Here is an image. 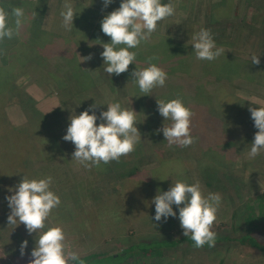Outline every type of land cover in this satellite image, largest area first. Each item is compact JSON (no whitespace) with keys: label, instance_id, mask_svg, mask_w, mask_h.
<instances>
[{"label":"rangeland","instance_id":"obj_1","mask_svg":"<svg viewBox=\"0 0 264 264\" xmlns=\"http://www.w3.org/2000/svg\"><path fill=\"white\" fill-rule=\"evenodd\" d=\"M36 1L45 5L40 13V19L42 28L52 35L50 41L57 40L55 35L69 33L63 27L61 16V12L66 10L65 4H71L74 11L78 3L85 6L95 4V10L100 12L99 16H106L120 7V0H113L107 7H104L103 0H44V3L43 0ZM215 1L221 0H161L163 4H173L175 13L159 21L156 31L164 32L169 28L172 38L190 47L192 51L190 74L193 76L202 75L203 60L197 59L192 49L194 48L192 38L202 28L207 29L209 26L205 10L209 3ZM234 2L238 4V12L234 17L232 15L229 17L227 21L230 23L227 24L226 19H221L225 27L218 28L214 25L217 31L225 29L226 36L230 38L237 33L242 36V40L236 41L233 52L244 59L240 66L241 70H248L241 77H234L230 81V93L232 91L233 97L240 102L238 103L240 111H244V114L241 113L242 116L236 117L237 119L226 117V120L231 122L252 119L246 107L252 105L264 107V0ZM249 10L251 16H247ZM25 26L20 28L21 35L26 32ZM101 33L103 34L102 30ZM77 39V44L72 42L74 58L92 75L94 86L78 87L75 83L66 82V87L58 89L40 68L27 67L23 71L15 70L14 80L7 94L0 97V109L5 116L0 125L8 123L20 127L31 138L43 130L50 129L61 139V143L67 148L69 146L72 148L65 152V155L51 157V160L37 154H33L29 159L24 158L29 170L25 168V172L19 176L20 181L13 184L0 183V264H6L8 260V264H29L33 259L31 252L36 246L37 239L52 227H61L64 230L66 255L71 252L80 255L89 252L114 253L136 241L183 236L179 208L173 205L176 217H168L166 222L163 218L156 221L155 204L152 203L158 190L168 191L178 181L187 184L198 182L205 195L219 193L222 199L212 230L222 236L238 235L242 225L238 219L232 218L233 211L238 208L244 210L245 204L253 199L255 194L264 192V150L255 158L248 155L254 136L251 125L250 128L238 127L233 140L230 139L226 143L222 142L224 137L220 135L217 126L211 128L217 131L215 137L206 135L204 137L195 130L199 127L191 124V134L195 138V143L188 147L169 146L163 132L157 130L163 126H170L171 121L165 120L159 114L157 100L168 102L180 99L190 108L193 99L188 96L181 97L176 89L168 87L167 78L165 88L158 87V91L164 92L155 94L151 108L147 107L152 98L144 95L138 84H124L121 78H113L105 71L102 72L101 53L104 51L102 41H95L89 37ZM47 45L52 46V43ZM253 54L259 56L258 65L251 61ZM89 55L90 60L81 61V57ZM45 61L52 63L50 64L52 67L56 66V55L50 54ZM29 99H32V102H29ZM116 102H119L123 109H133L136 112L138 121L136 127L141 133V141L134 152L122 156L119 162H109L110 170L96 173L91 171L93 167L85 168L72 160L75 145L65 141L63 137L67 133L70 116L73 114L79 115L89 109L90 105L97 103L99 105L95 111L99 116L100 112L107 111L108 104ZM89 114H92L91 111ZM139 122H142L143 127L138 126ZM100 123L101 121L97 120V125ZM226 126L234 132L232 123L227 122ZM62 148L64 149V146ZM229 148L232 151L227 155ZM160 164L161 167L164 165L160 168L161 172L157 171V174L160 172V176L153 180L151 171ZM134 165L138 167V171L133 178L125 180V177H121L122 173ZM35 171L36 175L30 173ZM25 175L29 179L37 180L52 177L50 190L68 207L66 208L68 217L64 221L61 220L64 215L58 214L59 211L55 208L45 221V228L38 230V233L30 235L22 223L17 226L9 225L8 216L11 209L6 197L14 194V191L9 189L15 190V186ZM112 190L117 192L112 195ZM109 197L113 198L110 205L106 204ZM82 207H87L86 213H93L92 220H88L89 214H84L82 222H79L78 213ZM73 221L79 224L77 228H81L83 224L84 232L76 231V227L70 228L69 225ZM25 240L28 242L27 247L24 255H21V244ZM3 254L8 256L4 257ZM158 263L264 264V253L252 246L239 245L235 240L228 239H223L212 249L196 248L183 242L168 249L163 257L158 259Z\"/></svg>","mask_w":264,"mask_h":264},{"label":"trees","instance_id":"obj_2","mask_svg":"<svg viewBox=\"0 0 264 264\" xmlns=\"http://www.w3.org/2000/svg\"><path fill=\"white\" fill-rule=\"evenodd\" d=\"M119 2L121 4L122 0ZM93 5L85 6L78 3L75 7L77 14L74 16L72 30L67 35H55L57 40L50 41L52 35L41 26L40 13L45 6L44 4L37 3L36 0H0V7H3L6 11L11 12V9L15 7L22 8L25 13V19L21 28L26 25V32L22 35L20 30L19 36H14L11 39L5 38L0 41V97L2 94L4 96L7 94L6 92L14 80L15 70L23 71L27 67L40 68L52 80L50 82L57 85L58 89L66 87V82L75 83L78 87L88 88L89 85L91 87L94 86L92 75L76 62L72 46L73 41L77 44L78 37H89L95 41H102L104 44L111 42L109 36L101 33V21L105 16H99L100 12L95 10V4ZM237 12L238 4L234 0L215 1L207 5L205 13L207 20H209V26L206 28L211 31L216 46L224 48V54L213 61L203 60L202 75L193 76L190 74L192 51H190V47L172 38L170 29L167 28L164 32L155 31L150 41L141 42L137 48L130 49V51H134L137 54L135 64H130L127 72L119 76L115 74L111 76L113 78H121L124 84L136 85L132 80L131 73L136 70V67L138 69L148 67L149 57H157L158 59L152 60L151 63L156 64L167 73V78L169 79L168 87L172 86V89H176L181 97L188 96L193 99L189 109L193 112L191 124H196L199 127L195 129L196 132L201 133L204 137L205 135L215 137L217 131L211 128L217 126L220 135L224 137L222 142L226 141L227 143L228 140H233L238 127L250 128L251 125L252 133L254 132V140L258 129L255 128L253 119L248 121L245 118L241 121L236 120V122L235 120L233 122L226 120L228 116L232 117V119H237V116H242L241 113L244 114V111H240V102H237L233 97L232 91L230 93L229 85L234 77H241L248 70H241L240 66L244 63V59L236 52H233L235 51L236 41L242 40V36L237 33L233 38H230L226 36L225 29L217 31V29H214V25H217L218 28L225 27L226 25L222 24L221 19H226L227 21L231 15L234 17ZM247 16H251L250 10ZM14 20L15 17L10 15V25L14 26ZM228 23L230 22L227 21ZM215 31H217L216 34L214 33ZM50 43H52V46L47 45ZM120 47H123V45ZM50 54L56 55V66L52 67L50 65L52 63H46L45 59L50 57ZM101 60L103 72L107 65H104L103 58ZM162 88H165V86ZM163 92L158 91V87L154 88L148 95L152 99L147 107L151 108L155 94ZM29 102H32V99H29ZM251 107L254 106L252 105ZM255 107L259 108L258 106ZM249 108L246 107L248 111ZM26 110L28 112V109ZM4 118L5 116L0 109V123L4 121ZM201 120L205 122L202 123ZM227 122L233 124L234 132L228 129L226 126ZM200 123H202V126ZM141 124L142 122H139L138 126L143 127ZM67 145L69 146V144ZM62 146H64V149ZM71 149V146L67 148L61 143V139L52 133L50 129L43 130L31 138L20 127H15L8 123L4 126L0 125V183L13 184L20 181L19 176L25 172V168L29 170L27 162L23 160L24 158L29 159L33 154H37L44 155L47 157L46 160H51V157L65 155L64 153ZM230 151H232L231 148L227 150V155H229ZM108 164L101 163L98 167L93 166L91 171L103 173L111 169ZM162 167L161 164L153 167L151 171L153 180H155L156 176H160V168ZM159 170L160 172L157 174ZM137 171L138 167L134 165L130 170L122 173L121 177L129 180L130 177L133 178ZM30 173L36 175V171ZM115 192L117 191L112 190V195ZM112 200V197L107 198L106 204L110 205L113 202ZM97 207L100 208L101 206ZM66 208H68L66 203H60L57 207L58 214L64 215L61 218L63 221L68 217ZM61 209H66V211ZM86 211L87 207H82L78 213L80 216L79 222H82L81 218L84 214H89L87 216L88 220H92L93 213H86ZM232 215V218L234 220L238 219L242 225L241 232L234 237L216 234L215 244L220 243L223 239L235 240L239 245L252 246L264 253V192L255 194L253 199L245 204L244 210L238 208L233 211ZM75 222H71L69 227L79 226ZM76 231L84 232L83 224L81 228L76 227ZM85 232L88 233L86 229ZM183 242L195 247L194 241L183 235L168 239L136 241L128 244L118 252H89L80 255V257L84 264H159L158 259L163 257L168 249ZM203 248L212 249L213 247H209L206 244ZM3 255L4 257L8 256L6 254ZM8 262L9 260L6 264ZM69 264H80V262L69 261Z\"/></svg>","mask_w":264,"mask_h":264},{"label":"clouds","instance_id":"obj_3","mask_svg":"<svg viewBox=\"0 0 264 264\" xmlns=\"http://www.w3.org/2000/svg\"><path fill=\"white\" fill-rule=\"evenodd\" d=\"M113 0H103L104 7ZM65 11L61 12L63 27L67 31L73 28L74 16L77 14L71 4H65ZM175 6L171 3L163 4L161 0H122L120 7L101 21L102 32L111 38L110 43L103 44L104 51L101 57L104 60L105 73L119 76L129 70L130 64H135L136 52L130 49L137 48L141 42L151 40L157 30L159 21L172 16ZM15 17L14 26L9 23V16ZM25 19L24 10L20 7L11 9V12L0 7V41L19 36L20 28ZM194 52L197 59L213 61L224 54L223 48H218L209 29L202 28L193 38ZM123 45V47H120ZM91 55L81 57V61L90 60ZM157 57H149V66L134 70L131 73L133 81L144 95H150L156 87H163L167 80V73L156 64L151 63ZM253 64L260 63L259 56L253 54ZM99 104L89 106L79 115L70 116V124L63 139L75 145L72 160L85 168L107 164L111 161L119 162L122 156L135 151L141 141V133L136 124V112L123 109L119 102L107 105V111L97 116L95 109ZM158 112L165 120H170V126H163L157 131L163 135L169 146L178 145L188 147L195 143L191 135V118L193 112L180 99L168 102L158 101ZM91 111L92 114H89ZM251 118L258 131L255 133L248 153L255 158L264 150V107H250ZM97 120L101 123L97 125ZM71 160V161H72ZM52 177L43 179H29L26 175L15 186L13 195L7 196L8 206L11 209L8 216L9 225L22 223L28 233H38L45 228L52 211L57 208L61 200L50 190ZM219 193H208L201 190L200 184L176 182L168 191H157L152 203L155 204L156 221L166 222L168 217H176L173 205L179 208L180 226L183 235L194 241L196 248L204 245L214 247L216 233L212 230L217 218L221 203ZM183 205V206H181ZM66 234L61 227L49 228L39 236L36 246L31 252L29 264H69V261H79L84 264L80 254L71 252L65 254ZM27 240L21 244V255L27 247Z\"/></svg>","mask_w":264,"mask_h":264}]
</instances>
